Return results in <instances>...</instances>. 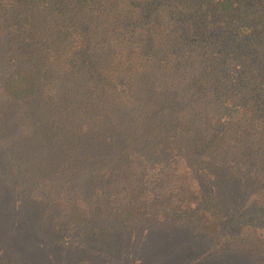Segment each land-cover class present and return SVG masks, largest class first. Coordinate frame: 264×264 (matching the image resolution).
<instances>
[{
  "label": "trees",
  "instance_id": "1",
  "mask_svg": "<svg viewBox=\"0 0 264 264\" xmlns=\"http://www.w3.org/2000/svg\"><path fill=\"white\" fill-rule=\"evenodd\" d=\"M3 103L0 264L99 262V221L264 255V0H0Z\"/></svg>",
  "mask_w": 264,
  "mask_h": 264
},
{
  "label": "rangeland",
  "instance_id": "2",
  "mask_svg": "<svg viewBox=\"0 0 264 264\" xmlns=\"http://www.w3.org/2000/svg\"><path fill=\"white\" fill-rule=\"evenodd\" d=\"M7 104L8 103H3L4 107L2 106V108H0V111L4 114L3 116H0V119L3 118L0 120L2 125H10L13 120L14 110L10 105L9 108ZM24 117L25 113L23 118ZM23 118L21 120H24ZM8 151L14 154V157L10 159V161H13L12 163L22 162V165H25L29 162L32 167L37 165L35 158L30 154L31 150L19 153V150H14L12 152V147H9ZM75 158L83 159V154L72 157L73 160L70 168L79 165L76 163ZM20 167L23 166H18L17 168ZM79 167V169H86V171H89L87 166L86 168L83 166ZM9 170L10 169H8V171ZM13 177H15V175H13ZM35 177L36 176L32 177L31 181H33ZM8 179H10V177H8ZM3 184L4 182L0 175V188L5 191L4 193L11 192L7 190L5 186L2 187ZM19 189L16 191L14 190V197L12 195H6L9 198H14L12 202L14 208L17 209L25 206V194ZM209 192H215L219 199L229 201L230 204H233L235 201L234 198L232 199L225 195L224 188H215ZM4 193L1 194L5 195ZM1 194L0 196H2ZM221 194H223L224 198H222ZM22 210L24 213H27L26 208H23ZM235 210L239 211L237 207H235ZM114 222L115 221H99L101 233H103V237H107V242L102 244L104 247L98 246L99 249H96V252L94 253V255H97L99 262H96L91 258L89 262L82 264H162L161 262H156V260H158L159 254L163 253L161 247L163 246L164 241L169 237V234L171 235L169 238H172L173 243L177 244L173 245L174 247H180L178 246L180 243L187 244L183 247L187 248L184 252L185 254L182 257H179L180 264H193L191 263V259L195 256L204 257L206 263L202 264H237L239 262L243 264H264V255L262 254L258 255L246 249H239L236 251L231 247H211L201 233H191L190 231L185 230L182 234L180 230H174L177 229L176 227L172 231H166L161 225L149 224L125 227ZM17 233L21 232H16L15 234L17 235Z\"/></svg>",
  "mask_w": 264,
  "mask_h": 264
}]
</instances>
